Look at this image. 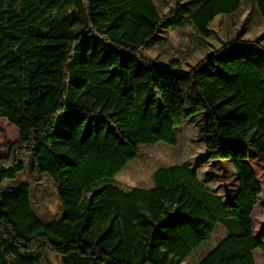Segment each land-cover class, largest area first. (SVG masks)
<instances>
[{
  "label": "trees",
  "instance_id": "obj_1",
  "mask_svg": "<svg viewBox=\"0 0 264 264\" xmlns=\"http://www.w3.org/2000/svg\"><path fill=\"white\" fill-rule=\"evenodd\" d=\"M264 0H200L190 21L203 37L220 15ZM154 0H0V118L20 137L0 156V264H184L218 225L228 231L197 264H256L264 239L252 216L263 193L249 163L264 165V35H241L191 70L143 54L189 13ZM206 113L199 136L209 162H229L238 191L227 202L196 170L160 168L150 189L117 182L141 145H177V130ZM21 154L53 180L63 216L45 224L31 186L5 187L25 171Z\"/></svg>",
  "mask_w": 264,
  "mask_h": 264
},
{
  "label": "rangeland",
  "instance_id": "obj_2",
  "mask_svg": "<svg viewBox=\"0 0 264 264\" xmlns=\"http://www.w3.org/2000/svg\"><path fill=\"white\" fill-rule=\"evenodd\" d=\"M200 0H154L155 5L165 15L177 4L187 5L191 9L175 28H169L160 34L162 39L144 51L145 57L156 64L167 65L173 60L182 62L185 70H191L207 54L222 48L229 39L238 34L244 39H254L264 35V19L260 17L253 3L243 4L241 11L232 16L220 15L209 26L210 36H201L190 21L193 3ZM264 44V42H263ZM206 113L193 118L177 130V145L164 142L156 145H141L140 155L129 163L126 169L117 176V182L124 190L132 188L150 189L154 186L153 174L160 168L185 166L197 171L201 183L210 192L220 195L229 201L238 191L237 172L229 162H209L205 157V145L199 134L206 126ZM20 137L17 129L6 119L0 118V146L17 144ZM10 148H2L0 156L8 157ZM25 171L14 180H7L5 187L17 188L22 183L31 186L33 209L40 220L49 224L63 216V209L57 197L56 188L49 175H41L34 169L30 154H21ZM249 163L257 174L263 193L252 216L254 234L264 239V165L259 156L250 152ZM228 236V231L218 225L211 237L201 245L184 264H197L218 243ZM38 255L41 264H62V257L49 250L40 249ZM256 257L260 260L256 261ZM256 264H264V253L254 252Z\"/></svg>",
  "mask_w": 264,
  "mask_h": 264
},
{
  "label": "bare ground",
  "instance_id": "obj_3",
  "mask_svg": "<svg viewBox=\"0 0 264 264\" xmlns=\"http://www.w3.org/2000/svg\"><path fill=\"white\" fill-rule=\"evenodd\" d=\"M256 261H257V263H259V262H260V260L258 259V257H256Z\"/></svg>",
  "mask_w": 264,
  "mask_h": 264
}]
</instances>
